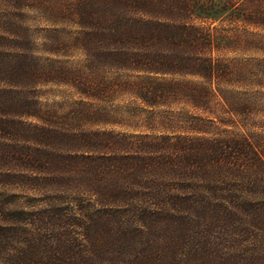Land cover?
Returning <instances> with one entry per match:
<instances>
[{
  "label": "trees",
  "instance_id": "trees-1",
  "mask_svg": "<svg viewBox=\"0 0 264 264\" xmlns=\"http://www.w3.org/2000/svg\"><path fill=\"white\" fill-rule=\"evenodd\" d=\"M233 1L99 0L95 9L76 3L86 68L136 75L116 89L129 95L135 113H146L145 130H154L158 116L159 135L86 131L118 123L104 108L83 104L63 117L70 121L64 127L29 124V134L18 133L25 125L16 119H37V104L0 80V264H225L229 252L217 247L229 233L226 223L244 222L245 232L260 222L264 232V210L223 188L253 177L264 183L259 149L245 137H203L196 125L202 119L185 111L212 113L219 97L240 116L243 106L222 89L234 72L211 57L217 36L195 24L221 18ZM237 1L249 5L255 25L264 23L261 0ZM13 59L0 71L8 80L26 75L23 53ZM54 72L38 73L39 82L67 83ZM75 80L71 88L85 100L112 90L91 76ZM173 105L183 119L169 112ZM13 137L28 146L17 151L6 144ZM46 181L50 186H42ZM262 255L255 264H264Z\"/></svg>",
  "mask_w": 264,
  "mask_h": 264
},
{
  "label": "rangeland",
  "instance_id": "rangeland-1",
  "mask_svg": "<svg viewBox=\"0 0 264 264\" xmlns=\"http://www.w3.org/2000/svg\"><path fill=\"white\" fill-rule=\"evenodd\" d=\"M78 1L84 2L88 8L95 9L99 0H0V36H2L0 38V71L14 66L16 61L13 56L17 53H23L25 58L23 67L26 68V75L10 80L5 78V72H0V80L6 81L5 86L13 85L15 87L13 90L20 92L21 97L30 98V101L38 107L37 119H16L15 122L20 121L25 125L18 133L29 134V124L42 126V123L51 122L64 127L65 124H70V121L63 117L78 105L83 104L92 105L93 108H104L112 117L111 119L118 123L117 125L87 126L86 131H111L122 135L151 134L152 132L154 136L159 135L162 130L157 125L158 116L155 118L154 130L151 132L145 130L143 127L148 125L144 121L146 113H135L130 107L132 99L129 95L119 93L116 89L115 85L118 81H132L136 75L105 69L101 64H96L92 69L86 68L85 52L77 42V38L86 31L84 22L80 21L75 12ZM261 4L264 9V0H261ZM227 6L229 9L221 18L215 21L200 20L195 24L217 36V45L211 57L215 61L228 64L231 67L228 70L234 72L225 79L222 89L231 91L229 96H235L234 102L242 105L243 109L240 116H237L224 107L219 97H214L210 104L212 113H202L189 108H185V111L202 119L196 125L206 132L202 134L203 137L228 139L245 137L259 149L264 158V23L255 25L250 15V7L246 2L234 0ZM50 68L55 71L54 73L64 77L62 81L67 83L41 84L38 73H43ZM72 70L79 71L72 75L70 73ZM89 76L95 82L110 83L112 90L108 92L107 89H103L98 97L99 101L82 99L71 85L74 79L75 81L80 78L89 79ZM169 78L164 77L166 80ZM175 79L180 80V78ZM185 81L196 82L197 80L187 78ZM102 100H104L103 103ZM162 111L166 112L167 109ZM180 111L179 105H173L169 109V112L176 116V121L179 118L183 119L181 115H178ZM209 121L213 123L210 125ZM129 125L134 128H128ZM178 131L181 132V130ZM186 136L190 135L186 133ZM13 138H8L6 144H10L17 151L28 146V143H24L17 137ZM50 148L56 150L55 146ZM51 149L46 151L52 153ZM38 156L36 154L35 160H38ZM42 157L47 158L46 155ZM17 173L19 176L27 177L23 167H18ZM48 173L54 177L52 171ZM20 181L25 182L22 179ZM261 181L259 177L241 181L230 180L226 181L223 188L236 190V193H231L242 199V203L251 209L264 210V183L262 184L263 181ZM25 183L30 187L34 186L28 181ZM50 183L46 181L42 183V186H50ZM13 193L16 194V192ZM27 196L33 197L32 194ZM17 197L23 198L21 195ZM243 224L244 222L232 221L225 225L229 233L223 241L218 242L217 247L229 252L226 258L228 261L225 264H255L259 256L264 254V232H261L260 222H253L251 227L245 228L247 229L245 232L240 229L245 227H241ZM232 235H234L235 243L233 238L230 239Z\"/></svg>",
  "mask_w": 264,
  "mask_h": 264
}]
</instances>
